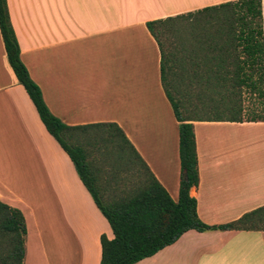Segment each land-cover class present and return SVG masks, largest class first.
I'll return each mask as SVG.
<instances>
[{"label": "crops", "instance_id": "1", "mask_svg": "<svg viewBox=\"0 0 264 264\" xmlns=\"http://www.w3.org/2000/svg\"><path fill=\"white\" fill-rule=\"evenodd\" d=\"M228 0H6L29 76L70 126L115 123L173 200L181 179L179 121L146 21ZM264 28V0H261ZM199 219L226 224L264 206V120H191ZM108 200L132 186L93 168ZM106 173V174H105ZM0 201L25 221L23 264H99L112 229L69 155L47 131L8 63L0 34ZM133 264H264V223L188 229Z\"/></svg>", "mask_w": 264, "mask_h": 264}, {"label": "trees", "instance_id": "2", "mask_svg": "<svg viewBox=\"0 0 264 264\" xmlns=\"http://www.w3.org/2000/svg\"><path fill=\"white\" fill-rule=\"evenodd\" d=\"M177 19L190 22V39L181 43L179 56L167 53L161 34ZM161 52V81L175 118L179 121L181 179L173 200L115 123L70 126L53 115L41 90L29 76L10 22L6 0H0V34L6 57L19 83L25 88L47 131L72 160L75 169L107 219L113 237L101 235L99 264H133L173 243L188 229H245L264 223V206L239 219L219 225L202 222L189 187L198 182L194 119L264 120V28L261 0H228L193 11L146 21ZM182 96L193 93L203 116L184 115L181 98L174 99L167 85ZM249 104L245 107V99ZM190 104L192 103L189 101ZM104 145L118 167L137 165L145 176L126 192L105 203L96 188L89 146ZM141 168V169H140ZM23 214L0 201V264H23Z\"/></svg>", "mask_w": 264, "mask_h": 264}, {"label": "rangeland", "instance_id": "3", "mask_svg": "<svg viewBox=\"0 0 264 264\" xmlns=\"http://www.w3.org/2000/svg\"><path fill=\"white\" fill-rule=\"evenodd\" d=\"M189 22L190 21L188 19H177L167 25L166 29L163 31V34H161V39L166 51L165 56H167V53H176V55L179 56V48L181 43H186V40L191 38L189 34ZM167 87L169 91H171L175 100L178 101L181 98L182 105L180 106V111L184 115H205V110L195 106V104H197V100L195 98L194 92L182 96V92L177 93L176 91L172 90L170 84H168ZM189 101L192 103L190 104ZM244 104L245 107L249 104V100L247 98L245 99ZM89 149L91 151L90 158H92L91 160L93 168H97L99 170H122L124 171L127 178H129L130 182L134 184H140V182L143 180L145 173L144 171H139V167L137 165L127 164L126 166H123V164H121L118 167L114 158L111 155L104 153L105 151L109 150V144H107V149L104 148L103 144H100L99 146L90 145ZM96 188L99 191L97 184ZM101 200L105 203V199L102 196Z\"/></svg>", "mask_w": 264, "mask_h": 264}]
</instances>
